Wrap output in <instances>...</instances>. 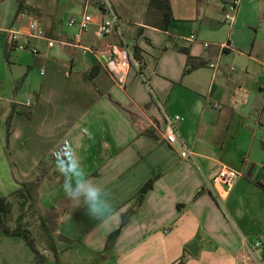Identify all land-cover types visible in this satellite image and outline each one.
<instances>
[{"label":"crops","instance_id":"obj_1","mask_svg":"<svg viewBox=\"0 0 264 264\" xmlns=\"http://www.w3.org/2000/svg\"><path fill=\"white\" fill-rule=\"evenodd\" d=\"M147 1L111 0L147 79L129 69L118 84L105 56L82 53L117 43V34L97 39L92 25L77 45L76 27H61L63 11H87L88 0H24L34 10L20 12L17 0H0V196L11 201L14 189L36 179L37 189H50V201L37 203L56 212L57 260L38 245L44 264H244L247 248L264 237V0H239L232 22L223 19L222 0H169L166 31L145 24ZM32 20L45 35L31 41L38 53L8 50L6 30ZM185 50L204 64L183 73ZM149 87L167 113L180 115L178 134L192 157L164 140ZM68 145L109 193L115 215L90 217L66 197L55 158ZM221 165L239 175L229 190L214 184L216 198L206 179ZM254 255L264 264V252ZM0 264H36V257L22 237L0 230Z\"/></svg>","mask_w":264,"mask_h":264},{"label":"built area","instance_id":"obj_2","mask_svg":"<svg viewBox=\"0 0 264 264\" xmlns=\"http://www.w3.org/2000/svg\"><path fill=\"white\" fill-rule=\"evenodd\" d=\"M238 3L239 0H222L223 19L225 22H232L235 19ZM101 5L102 15L99 17L88 13L85 8L69 16L66 25L68 27H76V31L70 35V38L78 45L81 35L88 32L92 25H95L93 35L97 39H102L112 33L117 34L119 39L117 43H108L104 49L82 46V53L90 52L105 56V67L118 84L124 83L125 71L129 69H132L136 75L147 83V79L143 74V60L141 54L136 53V46L134 43L128 42L124 38L120 28L119 15L108 0H102ZM6 33V47L8 50L29 51L32 54H37L38 49L31 41L45 38L43 28L36 20L30 21L26 29L10 27L6 30ZM48 44L51 45L52 40L49 39ZM209 66L212 67L213 64H209ZM231 69H233V67H231ZM149 91L151 101L158 106L161 111L163 122L162 134L164 140L169 145L179 143L181 147L180 155L182 157H192V151L178 134L177 122L180 120V115L167 113L162 106L161 100L151 87H149ZM25 104L31 106V99H26ZM258 167L264 170V162L258 164ZM238 175L239 173L234 169L221 165L210 179H206V185L209 189H212L213 195L217 198V194L213 190V185L217 183L222 184L229 190V187ZM258 185L264 190V178L258 182ZM247 249V254L242 257L243 263L247 264L249 261H252L255 264H260V261L254 255V251L260 250L264 252V237L260 236L256 238Z\"/></svg>","mask_w":264,"mask_h":264},{"label":"trees","instance_id":"obj_3","mask_svg":"<svg viewBox=\"0 0 264 264\" xmlns=\"http://www.w3.org/2000/svg\"><path fill=\"white\" fill-rule=\"evenodd\" d=\"M18 8L17 11L20 12L22 10L33 11L34 7H31L24 3V0H17ZM172 19V11L169 0H148L146 4V12L144 15V22L146 25H150L156 27L160 30L166 31L168 30L170 20ZM136 53H139V49L135 48ZM187 55L185 67L183 73H187L198 66H202L204 63L202 61H198L195 57L190 55L188 50L184 51ZM153 179L149 180L138 192L135 199V206L140 205L143 199V195L152 186ZM38 180L23 182L20 186L14 189L10 196H13L19 200V205L22 207L25 204V201H32L34 199V192L37 188ZM12 202L7 199V197L0 196V230L10 233L13 235H17L22 237L26 243L30 246L32 251L36 257V264H44L45 258L39 249V242H41V246L48 251H50L54 259L57 260V250L54 243V238L52 232L54 230L56 221L52 223V229H50L47 221L42 217L40 219V240H38L37 236L30 229L29 226L20 224L21 219L24 217L22 213L17 215V222L15 225H11L9 218L12 213ZM133 212V209H130L128 212L124 213L121 217L120 225L117 229L111 232L105 242V249H110L112 243L114 242L116 236L120 232L122 226L127 222L130 214ZM183 262V258L177 264H181Z\"/></svg>","mask_w":264,"mask_h":264},{"label":"clouds","instance_id":"obj_4","mask_svg":"<svg viewBox=\"0 0 264 264\" xmlns=\"http://www.w3.org/2000/svg\"><path fill=\"white\" fill-rule=\"evenodd\" d=\"M55 167L63 175V191L74 206L83 205L87 214L96 219H103L108 215H115L113 205L106 199L109 193L92 179L88 178L81 162L79 152L74 158L72 146L68 145L66 150L57 154ZM69 177L73 183H69Z\"/></svg>","mask_w":264,"mask_h":264},{"label":"rangeland","instance_id":"obj_5","mask_svg":"<svg viewBox=\"0 0 264 264\" xmlns=\"http://www.w3.org/2000/svg\"><path fill=\"white\" fill-rule=\"evenodd\" d=\"M65 1V0H63ZM101 1L102 0H88L89 6L87 8V12L90 14H97L98 10V6H102L101 5ZM109 3L112 5V7L114 8L113 3L111 2V0H108ZM71 7H69L68 9L64 10L63 13L61 14V16L63 17L62 19V29L66 32L70 31L71 27H68L66 25V21L69 18V16L71 14H73L70 10ZM83 9V7H74V10H76L77 12H80ZM223 15V13H222ZM125 23V21H123ZM127 26L129 27H134L133 24H129L126 23ZM121 28V26H120ZM91 29V28H90ZM90 31V30H89ZM88 31V32H89ZM86 32V33H88ZM50 189L49 188H39V189H35L34 192V199L32 201H25L22 205V207L18 204L19 200H17V198L11 196L10 200L12 202V213L11 216L9 218V221L11 223V225H15L17 222V215L19 213H22V215L24 216L21 221L20 224L22 225H27L30 227V229L34 232V234L37 236L38 240H40V232H41V228H40V219L43 217L50 229H52V223L53 221L56 220V212L53 209L50 210H45L42 207H40L37 203V197L42 200V201H50ZM52 196H54V194H52ZM25 225V226H26ZM41 246V242L38 243Z\"/></svg>","mask_w":264,"mask_h":264},{"label":"water","instance_id":"obj_6","mask_svg":"<svg viewBox=\"0 0 264 264\" xmlns=\"http://www.w3.org/2000/svg\"><path fill=\"white\" fill-rule=\"evenodd\" d=\"M191 246H193V245H191ZM191 246L189 247V249H191Z\"/></svg>","mask_w":264,"mask_h":264}]
</instances>
